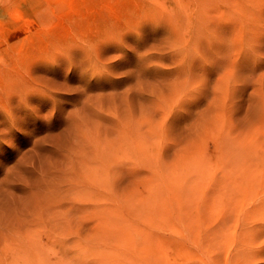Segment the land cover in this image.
<instances>
[{"label":"rangeland","instance_id":"rangeland-1","mask_svg":"<svg viewBox=\"0 0 264 264\" xmlns=\"http://www.w3.org/2000/svg\"><path fill=\"white\" fill-rule=\"evenodd\" d=\"M0 264H264V0H0Z\"/></svg>","mask_w":264,"mask_h":264}]
</instances>
